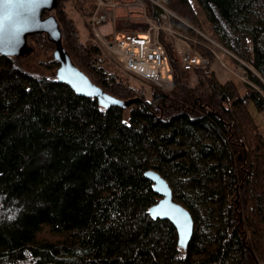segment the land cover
<instances>
[{
  "label": "trees",
  "instance_id": "obj_1",
  "mask_svg": "<svg viewBox=\"0 0 264 264\" xmlns=\"http://www.w3.org/2000/svg\"><path fill=\"white\" fill-rule=\"evenodd\" d=\"M139 1L159 28L154 3L171 12V28L210 60L192 71L193 85L161 31L169 90L104 57L88 25L97 0H56L51 12L71 65L129 107L106 108L60 83L46 34L27 39L25 56L0 55V264H264V133L250 109L264 112V0H196L205 23L189 0ZM204 27L250 84L219 81L218 49L197 33ZM41 52L48 55L37 64L48 76L22 65ZM147 171L168 183L192 218L185 251L175 228L149 215L160 197Z\"/></svg>",
  "mask_w": 264,
  "mask_h": 264
},
{
  "label": "water",
  "instance_id": "obj_2",
  "mask_svg": "<svg viewBox=\"0 0 264 264\" xmlns=\"http://www.w3.org/2000/svg\"><path fill=\"white\" fill-rule=\"evenodd\" d=\"M56 0H0V55L25 56L31 52L27 39L46 34L55 44L54 58L59 62L57 80L71 88L77 96L95 98L104 107L127 108L132 104L122 102L95 89L84 75L71 65L62 48L58 22L52 15L44 16L55 7ZM145 177L153 184L160 200L151 207L149 215L153 220L169 222L176 230L178 248L187 249L193 233V221L188 211L173 199L168 183L159 174L147 171Z\"/></svg>",
  "mask_w": 264,
  "mask_h": 264
},
{
  "label": "built area",
  "instance_id": "obj_3",
  "mask_svg": "<svg viewBox=\"0 0 264 264\" xmlns=\"http://www.w3.org/2000/svg\"><path fill=\"white\" fill-rule=\"evenodd\" d=\"M137 1L140 2L139 0ZM112 4L113 0H97V8L89 20V27L93 41L101 49L104 57L126 75L164 91L172 88L173 69L163 46L158 40L159 31L164 32L174 43L177 67L182 73L187 74L194 69H204L208 65L207 58L192 50L185 38H181L182 40L177 38L178 36L170 24V18L176 17L157 3L154 4L161 11L162 26L160 28L154 24L143 35L135 31L123 32L112 36L103 35L101 28L108 22L106 7ZM205 39L209 41V39ZM209 42L216 49H220L218 44L212 41ZM216 53H214V57L219 59Z\"/></svg>",
  "mask_w": 264,
  "mask_h": 264
},
{
  "label": "rangeland",
  "instance_id": "obj_4",
  "mask_svg": "<svg viewBox=\"0 0 264 264\" xmlns=\"http://www.w3.org/2000/svg\"><path fill=\"white\" fill-rule=\"evenodd\" d=\"M190 3L192 4L193 8L197 11L202 23H205V16H204V13L203 11L201 10L199 4L197 3L196 0H189ZM154 3V2H152ZM143 5V4H142ZM144 6V5H143ZM145 7V6H144ZM67 13H68V17L73 19V21L75 22L77 28H78V31L80 33V35L82 36V38L84 39L86 37V32L82 26V21H81V18L79 17V15L77 14V11L74 7L73 4L71 3H68L67 4V9H66ZM52 15V12L50 13ZM54 14V13H53ZM53 16V15H52ZM54 17V16H53ZM90 20V19H89ZM89 20H88V25H89ZM106 25V23L104 24V26ZM157 27V26H156ZM90 29V27H89ZM91 30V29H90ZM174 31V30H173ZM102 32V31H101ZM107 32H102L103 35H108L106 34ZM163 33V35H165L164 32H161ZM176 35L178 36L177 38L181 39V38H186V36L176 32ZM197 33H199L202 37L204 36L205 38L209 39V41H212L214 42L215 44H218L220 46V44L217 42L215 36L212 34V32L207 28V27H204V32H200V31H197ZM84 35V36H83ZM94 35V34H93ZM203 37V38H204ZM204 38V39H205ZM182 40V39H181ZM206 40V39H205ZM184 41V40H183ZM208 41V42H209ZM62 43V42H61ZM175 43H178V44H181L179 42H175ZM210 43V42H209ZM174 44V43H173ZM55 45V44H54ZM188 46L194 50V48H192L189 44ZM27 48L31 49V45L29 43H27ZM56 49V47H55ZM32 51V49H31ZM195 51V50H194ZM197 52V51H196ZM217 56L219 59L213 57V60H214V65H213V70H215L216 72V75H217V78L219 79V81L221 82H226V81H233L235 82L238 87L241 89L242 85L244 83H248L250 84V82L248 81L247 79V74H246V71L243 70V68H241V65H240V61L235 58L233 55L229 54L227 51H225V49H223L221 46H220V49L217 51ZM48 55V53H43L41 52V54L37 55L36 57L32 58V59H29V60H26L22 62V65H23V68L25 70H28L30 73L32 74H36L38 76H48L49 72L44 70L41 66H39L37 64V61L39 60H42L44 58H46V56ZM174 56H175V53H174ZM236 60L237 62L235 63L234 60ZM207 61H210L208 60L207 58ZM112 63V62H111ZM113 64V63H112ZM177 64V63H176ZM119 69V68H118ZM120 70V69H119ZM121 71V70H120ZM180 71V70H179ZM181 72V71H180ZM182 73V72H181ZM183 75L186 77L185 79V82L187 85L191 86L195 83V78L192 74V72L190 73H183ZM129 76V75H128ZM135 79V78H134ZM137 80V79H136ZM139 81V80H137ZM141 82V81H140ZM250 109L252 111V115L253 117L255 118V121L260 125L263 133H264V112H261V113H257L255 112L252 107L250 106Z\"/></svg>",
  "mask_w": 264,
  "mask_h": 264
},
{
  "label": "crops",
  "instance_id": "obj_5",
  "mask_svg": "<svg viewBox=\"0 0 264 264\" xmlns=\"http://www.w3.org/2000/svg\"><path fill=\"white\" fill-rule=\"evenodd\" d=\"M106 12L108 22L101 31L110 36L128 31L143 35L154 26L148 18L147 8L137 0H113V4L106 7Z\"/></svg>",
  "mask_w": 264,
  "mask_h": 264
},
{
  "label": "bare ground",
  "instance_id": "obj_6",
  "mask_svg": "<svg viewBox=\"0 0 264 264\" xmlns=\"http://www.w3.org/2000/svg\"><path fill=\"white\" fill-rule=\"evenodd\" d=\"M149 31V30H148Z\"/></svg>",
  "mask_w": 264,
  "mask_h": 264
}]
</instances>
